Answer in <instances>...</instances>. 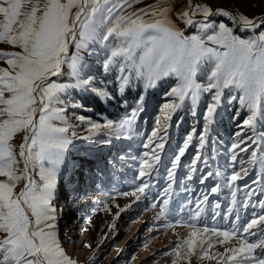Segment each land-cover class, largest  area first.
<instances>
[{"label":"snow or ice","instance_id":"obj_1","mask_svg":"<svg viewBox=\"0 0 264 264\" xmlns=\"http://www.w3.org/2000/svg\"><path fill=\"white\" fill-rule=\"evenodd\" d=\"M133 2L135 0H0V43L20 49L0 50V60L8 65L0 67V264H77L60 244L52 203L61 170L69 166L66 153L73 143L68 135L70 128L65 109L58 105L65 103L70 89H90L105 99L113 98L105 89L92 88L91 79L81 77L85 65L81 53L91 44L103 45L106 50L103 69L106 73H118L116 80L121 93L133 79L144 81L147 89L165 78H174L176 85L168 95L178 97L181 103L190 99L194 109L202 93L215 90L213 103L206 109L201 146L222 89L238 91V97L233 99H239L251 113L244 121L245 126L255 131L257 117H264V31L247 38L237 35L224 22L217 24L210 19L214 14L212 8L191 5L179 18L198 31L186 35L171 20V8L161 7L169 0H157L154 5L124 14L125 6L131 7ZM215 13L230 16L245 29L255 31L264 26V18L234 16L224 9H216ZM197 14L201 16L199 21L194 19ZM70 44L76 48L71 55ZM64 65L70 69L74 82L56 83L52 79L62 74ZM203 76H206V84L199 82ZM143 102L141 96L137 106L118 121L106 120L103 124L88 121L90 130L106 129L111 135H129L143 111ZM180 106L165 105L173 110ZM79 119L84 121L85 118ZM21 133L23 140L17 150L13 141ZM152 136H156L155 131ZM91 138V135L83 137ZM151 140L149 137V143ZM186 147L187 141L175 157L173 168ZM237 147V144L232 145L233 149ZM156 148L162 150L164 144L159 143ZM256 155L252 153L253 162ZM153 160H160L155 150ZM144 166L152 168L147 161ZM146 174L145 170L139 173L141 177ZM211 175L208 172L201 183ZM236 179L238 175L233 174L231 180ZM22 182L23 186L17 191V185ZM148 187V183H143L136 192L123 195L144 193ZM170 190L171 185L165 189V194ZM217 191L218 186L210 189V193ZM208 198L206 193L196 201L191 220L199 217L201 206ZM168 204L169 200L164 199L160 216L165 215ZM258 223H264V216H260L259 221L253 219L242 232L256 236L252 229ZM188 227L192 230L187 237L177 241V260H187L190 264L193 255L208 260L219 256L225 264H264V229L259 240L249 242L239 235L241 229L235 225L231 231L213 228L211 232L222 237L218 243L226 245L233 238L239 243L225 247L224 253L210 255L208 249L213 247V242L209 239L205 248L201 236V232L207 234L209 229H197L191 221ZM258 248L259 254L255 251ZM177 260L173 264H177Z\"/></svg>","mask_w":264,"mask_h":264},{"label":"rangeland","instance_id":"obj_2","mask_svg":"<svg viewBox=\"0 0 264 264\" xmlns=\"http://www.w3.org/2000/svg\"><path fill=\"white\" fill-rule=\"evenodd\" d=\"M188 2L189 0H169V3L161 5L171 8V20L186 35L198 31L197 27L187 25L179 18V15L185 12L180 8ZM156 3L157 0H135L131 7L125 6L124 14ZM192 3L210 8L215 6L214 14L210 19L217 24L224 22L233 28L237 35L247 38L264 31V26L255 31L245 29L234 21L228 22L231 21V17L215 13L216 9H223L219 5H225L230 7L236 16L242 14L259 20L264 18V0H193ZM194 19L199 21L201 18L194 17ZM0 50L20 51L19 48L4 43H0ZM75 52V46L70 44L69 55ZM81 54L85 58L81 77L91 79L92 88L105 89L112 96L108 88V85L112 84L113 89L121 93L119 82L116 80L118 73L112 71L109 75V72L106 73L103 69L106 50L102 44H91ZM0 67H8V65L4 60H0ZM69 72L68 66L64 65L62 74L52 79L56 83L74 82ZM199 82L206 84V76L201 77ZM175 85L174 78H165L157 82L155 87L146 89L144 81L133 79L125 90L135 93V99L129 100L127 110L117 114L115 118L103 114L96 116L85 114L84 110L90 108L82 106L76 96L78 93L93 92L90 89H70L66 94L65 103L58 105L65 109L70 128L68 135L73 143L69 145L66 153L69 166L66 170H61L52 203L56 212L62 202L72 207L71 213L69 212L64 221L56 220V231L66 254L77 264H173V261L177 260L175 254L177 241L187 237L192 230L188 227L189 221L197 229L205 227L209 229L207 234L201 232V236L205 240V248L209 239L213 242V247L208 249L210 255L224 253L225 247L239 243L236 238L226 245L218 243L222 237L215 236L211 232L213 228L219 231H231L235 225L241 229L239 235L249 242H256L261 238L260 233L264 229V223H258L252 229L257 233L256 236L243 233L242 228L253 219L259 221V217L264 216V206H262L264 186L258 178L262 175V171L260 170L261 175L257 178L251 174L253 163L258 162L259 157L264 159L261 146L258 145V143L264 144V139H261L264 137V130L257 128L262 123L264 125V117H257L255 131L250 126H245L244 121L251 113L246 106L240 104L239 99H233L238 97V91L233 88L222 89L216 113L219 110L220 115L224 114L228 122L232 123L234 127L232 130L235 131L233 137L240 142V145L233 149L226 144L222 149L209 151L205 143L201 146L200 136L204 132L206 109L213 103L212 96L215 90L202 93L193 109L190 99L186 98L181 103L178 97L168 95ZM141 96L145 101H150L149 106L155 105V112L152 116V128L138 139L128 141L125 136L111 135L106 129L90 130L88 121L100 124L106 120L118 121L137 106ZM156 96H158L157 100ZM174 104L181 106L175 110L165 107ZM145 112H148L147 116L151 115L149 111L145 110ZM80 117H84V121H81ZM182 117L188 120L186 131L176 142L170 160L164 162L161 159V149H157L156 145L165 143L172 125L179 122ZM176 118L177 122L174 123ZM209 127L206 138L210 134ZM153 131L156 132L155 137L152 136ZM22 134H18L13 141L17 145V150ZM89 135L91 139H83ZM189 136H191L190 141H188ZM149 137H152L151 143ZM124 139L128 142H124ZM186 141L187 147L183 155L193 151L191 158L187 165L180 159L173 168V161L179 155V150L185 147ZM153 150L160 156L158 162L153 160ZM251 150L257 154L254 162L253 152L248 155ZM145 153L148 155L145 156ZM197 156L200 159H197ZM233 156L236 157L235 160ZM145 161L152 165L151 169L145 168ZM202 163L206 164L207 171L204 170ZM223 166H226L225 178L218 174V168ZM141 170L147 173L143 177L139 175ZM169 172H172L171 177ZM208 172L212 175L201 183V178ZM217 174L221 179V186L217 184ZM233 174L238 175L235 181L231 180ZM36 179L39 177L36 176ZM224 182H232V185L225 187ZM143 183L149 185L144 193L123 195V193L136 192ZM169 185L171 190L165 194V189ZM214 186H218V191L210 193V189ZM19 187L20 185H17V188ZM206 193L209 196L208 201L202 204L199 217L191 220L196 211V201L201 200ZM164 199H168L169 204L165 215L160 216ZM187 213L190 215L188 219L187 216L185 217ZM178 220L182 223L177 224ZM67 226H71V229L69 230ZM255 251L259 254L260 249ZM177 264H189V261L177 260ZM190 264H225V260L219 256L208 260L193 255Z\"/></svg>","mask_w":264,"mask_h":264},{"label":"trees","instance_id":"obj_3","mask_svg":"<svg viewBox=\"0 0 264 264\" xmlns=\"http://www.w3.org/2000/svg\"><path fill=\"white\" fill-rule=\"evenodd\" d=\"M230 17V16H229ZM228 20V19H227ZM228 22H233L229 20ZM112 74V71L109 72V75ZM111 85V86H110ZM108 85L109 90L112 92V99H105L101 96L97 95L94 92H87V93H76V98L81 102L82 106L89 107L90 109L84 110L85 114L96 116V114H103L109 118H115L117 114H120L121 112H125L127 110V102L129 100L135 99V93H129L128 89H126L123 93H118L116 90L113 89V85ZM155 99H158V96L155 97ZM148 101V100H147ZM143 102V111L139 113V116L137 120L135 121V124L133 126V130L129 135L125 136L128 141L133 140L135 141V138L138 139L140 136H142L145 132L149 131L150 128L153 126V113L155 112V105L149 106L150 101ZM145 110L149 111L151 114L148 115V112H145ZM144 112V113H143ZM100 116V115H99ZM187 121L186 118L182 117L179 122H177V118L175 119L174 123L176 124L172 125V128L170 129L168 135L166 136V143L164 148L161 151V159L164 162H168L170 160V157L172 156V153L174 151V146L176 142L181 138V136L185 133L187 128ZM232 123L228 122V120L224 117V114L219 113V110L217 113H215L214 118L212 120L211 126H210V134L209 137L206 140V146L207 149L214 150L217 148H224L226 144L232 147L233 144L240 145V142H237L235 140L234 130H232ZM257 128L259 130H264L263 123L261 125H258ZM124 139V142H128ZM261 147V152L263 153L262 156H264V144L261 145L258 143ZM253 151L251 150L248 155H251ZM193 151H189V154H184L182 156L181 161H183L184 164L187 165L189 162V159L191 158ZM110 156V154H109ZM202 157V156H201ZM114 158V157H113ZM197 164V163H196ZM203 168L205 171H207V166L205 163H202ZM225 168V169H223ZM262 171L261 175V181L262 185L264 186V159L258 158V162L253 163V167L251 169V174L253 177L257 174L258 169ZM218 172L221 175V177L225 178L226 176V166L219 167ZM225 187H229L232 185V182L225 183Z\"/></svg>","mask_w":264,"mask_h":264},{"label":"bare ground","instance_id":"obj_4","mask_svg":"<svg viewBox=\"0 0 264 264\" xmlns=\"http://www.w3.org/2000/svg\"><path fill=\"white\" fill-rule=\"evenodd\" d=\"M190 2H188L187 4L183 5L180 10L181 11H186L187 7L189 6ZM23 139H21V141L19 142V144L22 142ZM87 162V161H85ZM70 209L71 207H69L68 205L65 204V202H62L61 205H60V209L56 212V217L57 219L56 220H59L65 216H67V214L70 212ZM71 213V212H70ZM69 227V230L71 229V226H67Z\"/></svg>","mask_w":264,"mask_h":264},{"label":"water","instance_id":"obj_5","mask_svg":"<svg viewBox=\"0 0 264 264\" xmlns=\"http://www.w3.org/2000/svg\"><path fill=\"white\" fill-rule=\"evenodd\" d=\"M192 1H193V0H189L190 4H189V6L187 7L186 11H188V10L190 9V6L193 5ZM219 6L222 7L224 10H227V11H228L229 13H231L232 15L236 16V14L234 13V11H233L230 7L225 6V5H219ZM214 7H215V6H214ZM214 7H212V9H214ZM195 17H196V18H201L200 14H197ZM21 136H22V139H23V134H22ZM19 185H20V187L17 188V191H19L20 188L23 186V182H22L21 184H19Z\"/></svg>","mask_w":264,"mask_h":264}]
</instances>
